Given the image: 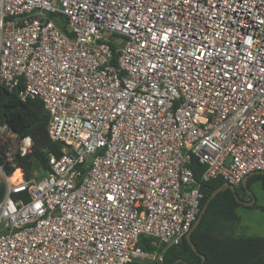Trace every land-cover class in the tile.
Returning a JSON list of instances; mask_svg holds the SVG:
<instances>
[{
	"label": "built area",
	"instance_id": "1",
	"mask_svg": "<svg viewBox=\"0 0 264 264\" xmlns=\"http://www.w3.org/2000/svg\"><path fill=\"white\" fill-rule=\"evenodd\" d=\"M2 87L62 154L27 179L0 122V264H164L206 184L264 171V0H0Z\"/></svg>",
	"mask_w": 264,
	"mask_h": 264
},
{
	"label": "trees",
	"instance_id": "2",
	"mask_svg": "<svg viewBox=\"0 0 264 264\" xmlns=\"http://www.w3.org/2000/svg\"><path fill=\"white\" fill-rule=\"evenodd\" d=\"M4 121L19 134L30 135L33 139L32 153L17 159V165L22 167L25 177L27 179L33 177L35 169H40L45 174L49 173L51 171L50 154L59 156L62 151L61 145L50 138L49 113L43 101L39 98L22 101L15 91L2 87L0 89V122ZM3 160L0 156V164ZM6 171L11 174L12 168ZM252 180H262L264 184V175H252L248 178L247 184L250 185ZM223 184V180H214L204 186L205 197L202 207L212 192ZM5 192L6 184H2L0 200ZM237 193L240 197L238 191ZM23 195L28 196V193L25 192ZM240 205L230 188L219 192L210 201L200 223L192 232V241L197 251L185 237L179 245L166 250L164 264H174L179 259L182 261L178 264H264V236L236 237L234 235V230L241 222V217L237 213ZM260 209L264 211V206H260ZM140 244L145 248L154 249L150 239L142 238ZM202 255L205 256L204 260ZM129 264L141 263L130 262Z\"/></svg>",
	"mask_w": 264,
	"mask_h": 264
},
{
	"label": "rangeland",
	"instance_id": "3",
	"mask_svg": "<svg viewBox=\"0 0 264 264\" xmlns=\"http://www.w3.org/2000/svg\"><path fill=\"white\" fill-rule=\"evenodd\" d=\"M4 171L7 175V169L12 168L10 164L3 160ZM45 173L40 169H35L33 177H41ZM2 184L5 185V175L2 173ZM257 195V204L255 206L240 205L237 208V213L241 217L240 225L234 230V234L240 235H252V236H264V211L260 209V206H264V184L262 180H252V183L247 184ZM242 188V185H237V191ZM141 264H148L147 262H139Z\"/></svg>",
	"mask_w": 264,
	"mask_h": 264
},
{
	"label": "water",
	"instance_id": "4",
	"mask_svg": "<svg viewBox=\"0 0 264 264\" xmlns=\"http://www.w3.org/2000/svg\"><path fill=\"white\" fill-rule=\"evenodd\" d=\"M254 174H263L264 175V171H257V172H253L249 175H247L243 181H242V185L244 188H247V180L249 177H251L252 175ZM226 188H230L234 193H235V196H236V199L239 203H243L244 205H248V206H252L254 204V200L253 201H250V202H247V201H242L237 193V186L233 185V184H230V183H224L222 186L218 187L217 189H215L212 194L210 195V197L208 198L207 202L204 204V206L202 207L199 215H198V218L197 220L195 221V223L193 224L191 230L187 233L186 235V239L190 242V244L192 245V248L197 251L193 241H192V232L194 231V229L198 226V224L200 223L207 207H208V204L210 203V201L219 193L221 192L222 190L226 189ZM203 257V260L205 259V256L202 255ZM179 261H182V259H179L177 260L174 264H178ZM190 264H193V263H190Z\"/></svg>",
	"mask_w": 264,
	"mask_h": 264
},
{
	"label": "flooded vegetation",
	"instance_id": "5",
	"mask_svg": "<svg viewBox=\"0 0 264 264\" xmlns=\"http://www.w3.org/2000/svg\"><path fill=\"white\" fill-rule=\"evenodd\" d=\"M239 194H240V199L242 201H247V202H250V201H253L254 200V204L252 206H255L257 204V195L255 194V192L249 187L247 186V188H244L242 186V188H240L238 190ZM241 205H244L243 203H240ZM244 206H247V207H250L248 205H244Z\"/></svg>",
	"mask_w": 264,
	"mask_h": 264
},
{
	"label": "crops",
	"instance_id": "6",
	"mask_svg": "<svg viewBox=\"0 0 264 264\" xmlns=\"http://www.w3.org/2000/svg\"><path fill=\"white\" fill-rule=\"evenodd\" d=\"M1 172H0V186L2 185V176H1ZM240 207V206H239ZM240 225V224H239ZM236 237H250L252 235H240V234H234Z\"/></svg>",
	"mask_w": 264,
	"mask_h": 264
},
{
	"label": "bare ground",
	"instance_id": "7",
	"mask_svg": "<svg viewBox=\"0 0 264 264\" xmlns=\"http://www.w3.org/2000/svg\"><path fill=\"white\" fill-rule=\"evenodd\" d=\"M20 176V171H16L13 175H12V180H15L16 178H18Z\"/></svg>",
	"mask_w": 264,
	"mask_h": 264
}]
</instances>
